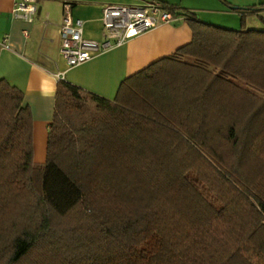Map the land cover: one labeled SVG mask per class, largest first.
Returning <instances> with one entry per match:
<instances>
[{
  "label": "trees",
  "instance_id": "trees-1",
  "mask_svg": "<svg viewBox=\"0 0 264 264\" xmlns=\"http://www.w3.org/2000/svg\"><path fill=\"white\" fill-rule=\"evenodd\" d=\"M165 4L191 41L113 99L57 79L42 164L0 79V264H264V30Z\"/></svg>",
  "mask_w": 264,
  "mask_h": 264
},
{
  "label": "crops",
  "instance_id": "crops-1",
  "mask_svg": "<svg viewBox=\"0 0 264 264\" xmlns=\"http://www.w3.org/2000/svg\"><path fill=\"white\" fill-rule=\"evenodd\" d=\"M16 0H0V79L23 93L22 104L32 115L33 160L46 158L49 125L53 118L57 74L85 91L113 99L122 80L189 43L192 32L180 16L132 37L76 66H68L60 54L59 28L63 3H71V15L83 21V36L102 41V9L106 4H128L135 0H36L33 21L12 14ZM190 12L203 22L232 29L264 30V10L229 9L225 2L240 8L259 5L264 0H158ZM24 30L28 32L24 35Z\"/></svg>",
  "mask_w": 264,
  "mask_h": 264
},
{
  "label": "built area",
  "instance_id": "built-area-1",
  "mask_svg": "<svg viewBox=\"0 0 264 264\" xmlns=\"http://www.w3.org/2000/svg\"><path fill=\"white\" fill-rule=\"evenodd\" d=\"M71 3H63V19L59 28L60 54L68 66H76L126 40L180 18L169 5L158 0H135L128 4H106L102 9L103 40L83 36V21L73 18ZM36 0H16L12 14L31 22L36 13ZM27 36L28 32L23 31ZM61 79V75H56Z\"/></svg>",
  "mask_w": 264,
  "mask_h": 264
}]
</instances>
